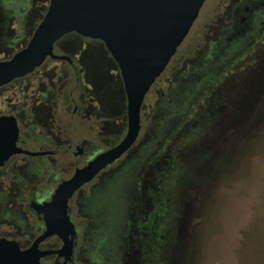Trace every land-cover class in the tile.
Listing matches in <instances>:
<instances>
[{
  "label": "rangeland",
  "instance_id": "1",
  "mask_svg": "<svg viewBox=\"0 0 264 264\" xmlns=\"http://www.w3.org/2000/svg\"><path fill=\"white\" fill-rule=\"evenodd\" d=\"M232 1H206L169 70L146 97L133 152L138 176L129 197L137 204L145 200L151 210L139 213L140 203H127L125 239L136 247L120 264H264V43H243L205 76L178 118L166 119L170 104L162 113V92L170 93L174 83L201 66L198 60L214 35L212 28L226 17ZM49 3L20 0L12 5L16 9L6 14L10 33L7 45L0 44V60L27 45ZM25 28L29 35L18 40ZM108 63L116 85L118 76ZM126 159L85 190H106L113 178L106 175L119 171ZM89 193L71 202L80 264H92L91 246L98 237Z\"/></svg>",
  "mask_w": 264,
  "mask_h": 264
},
{
  "label": "flooded vegetation",
  "instance_id": "2",
  "mask_svg": "<svg viewBox=\"0 0 264 264\" xmlns=\"http://www.w3.org/2000/svg\"><path fill=\"white\" fill-rule=\"evenodd\" d=\"M19 1L0 0V44L7 45L10 25L6 14L14 11L16 7L12 8V5L16 6ZM212 29L214 35L198 60L201 66L180 82L175 100L177 107L186 104L191 95H195L204 77L230 59L243 43H264V0H233L226 17H222ZM29 32L30 29L25 28L17 36L18 40L26 38ZM54 53L66 58L49 57L31 74L0 87V118H5L2 124L7 128L11 124L17 126L16 147L22 150L4 161L0 160V239L17 243L21 251L33 246L46 230L40 206L49 202L58 186L78 169L85 167L98 154L117 146L128 131L124 83L121 88V72L118 73V64L105 44L72 32L55 44ZM6 58L3 60L9 59ZM107 59L114 65L118 76L119 83L117 80L116 85L109 76ZM162 96L166 99L162 111L164 115L168 110L167 99L175 95L170 91L162 92ZM144 105L145 101L141 121ZM166 124L165 121V129ZM136 143L70 200V216L77 236L74 254L68 264H80L78 260L82 257L78 247L79 228L72 218L71 202L84 193L90 192V210L99 222L98 237L91 246L92 264L124 263L128 251L131 253L130 249L136 247L125 239L129 225H126L127 203L133 193L132 184L138 176L133 171ZM123 158L127 159L120 170L106 175V178L113 177L106 190H85L87 185L100 181L105 171ZM149 197L145 199L152 200ZM133 199L130 201L132 207L139 205L140 202L137 204ZM147 206L145 200L140 203L139 213L149 212L151 206ZM116 240L121 243L118 245L122 248L120 252L115 249ZM62 245L57 236H50L40 242L39 248L42 251L58 250ZM63 261L64 258H59L57 254L41 259L42 264Z\"/></svg>",
  "mask_w": 264,
  "mask_h": 264
},
{
  "label": "water",
  "instance_id": "3",
  "mask_svg": "<svg viewBox=\"0 0 264 264\" xmlns=\"http://www.w3.org/2000/svg\"><path fill=\"white\" fill-rule=\"evenodd\" d=\"M207 0H51L48 10L25 47L0 60V87L31 74L54 53L55 44L77 34L101 40L118 64L128 102V131L114 148L98 154L63 181L49 202L40 206L46 230L33 246L21 251L17 243L0 239V264H42L57 254L68 264L75 249L77 229L70 216V200L84 185L120 160L137 142L141 110L152 86L168 68L192 30ZM0 118V160L21 152L16 147L18 128L3 126ZM57 236L58 250L42 251L40 242Z\"/></svg>",
  "mask_w": 264,
  "mask_h": 264
},
{
  "label": "trees",
  "instance_id": "4",
  "mask_svg": "<svg viewBox=\"0 0 264 264\" xmlns=\"http://www.w3.org/2000/svg\"><path fill=\"white\" fill-rule=\"evenodd\" d=\"M180 82L181 80L180 81L178 80L176 83H174V87L170 90L172 93H174L175 97L173 96V98L172 97L169 98V104H170L169 110L172 111V113L170 114L169 117H167V119H174L179 117L178 113H180V107H177V105L175 104V100L177 98V92L180 88ZM158 114L160 115V111L158 112Z\"/></svg>",
  "mask_w": 264,
  "mask_h": 264
}]
</instances>
